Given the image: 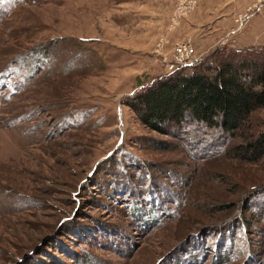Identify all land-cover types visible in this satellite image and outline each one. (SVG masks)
<instances>
[{
	"label": "rangeland",
	"instance_id": "rangeland-1",
	"mask_svg": "<svg viewBox=\"0 0 264 264\" xmlns=\"http://www.w3.org/2000/svg\"><path fill=\"white\" fill-rule=\"evenodd\" d=\"M148 3L0 0V264H264V158L226 157L192 129L174 139L126 103L170 74L176 43L202 58L179 29L199 0L174 27L175 0L153 41ZM134 52L153 68L134 72ZM151 183L170 195L155 211Z\"/></svg>",
	"mask_w": 264,
	"mask_h": 264
},
{
	"label": "trees",
	"instance_id": "trees-1",
	"mask_svg": "<svg viewBox=\"0 0 264 264\" xmlns=\"http://www.w3.org/2000/svg\"><path fill=\"white\" fill-rule=\"evenodd\" d=\"M126 103L153 130L179 140L192 129L201 146L222 142L226 157L258 163L264 158V129L252 132V116L264 109V47L217 48L142 87ZM239 138L241 142H234ZM155 142L163 150L176 147L169 140ZM162 186L141 187L140 195L148 192L151 197L145 199L147 209L162 206L158 193L166 200L170 196ZM160 214L151 216L147 224L159 222Z\"/></svg>",
	"mask_w": 264,
	"mask_h": 264
},
{
	"label": "crops",
	"instance_id": "crops-1",
	"mask_svg": "<svg viewBox=\"0 0 264 264\" xmlns=\"http://www.w3.org/2000/svg\"><path fill=\"white\" fill-rule=\"evenodd\" d=\"M141 1L145 5H149L148 2L151 1L154 3V8L158 9L157 16L150 20L154 26L149 29H142L143 39L146 37L153 41L158 34L168 31V20L174 9L175 0ZM146 1L147 3H145ZM251 2L252 0H199L198 10L189 19L184 20L179 29L184 30L185 35L188 34L192 40L194 39L197 45V54H200L201 57L222 47L234 50L264 47V11L254 16L241 30H236L235 19L237 15L244 12L251 5ZM198 26L200 30L196 29ZM206 26L208 27L204 29ZM197 31L201 33L199 40L196 39L197 33H199ZM132 45L130 42L129 47ZM134 53L133 58L140 63L135 64L139 68L135 69L134 72L141 69L138 72L144 73L149 67L153 68L152 63H145V60H148L146 54Z\"/></svg>",
	"mask_w": 264,
	"mask_h": 264
},
{
	"label": "built area",
	"instance_id": "built-area-1",
	"mask_svg": "<svg viewBox=\"0 0 264 264\" xmlns=\"http://www.w3.org/2000/svg\"><path fill=\"white\" fill-rule=\"evenodd\" d=\"M197 7L198 0H176V8L171 18L172 25L175 27L182 18L192 14ZM263 11L264 0H252L251 5L248 6L244 12L237 15L235 19L237 25L236 30H241L254 16ZM195 61V49L188 40L176 43L173 48L171 59L165 58L164 64L167 72L172 73L180 67L191 65Z\"/></svg>",
	"mask_w": 264,
	"mask_h": 264
}]
</instances>
